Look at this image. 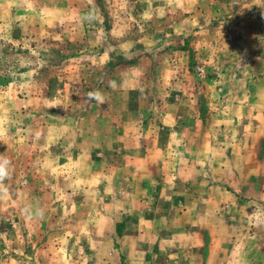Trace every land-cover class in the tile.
Instances as JSON below:
<instances>
[{"label":"rangeland","instance_id":"374dc122","mask_svg":"<svg viewBox=\"0 0 264 264\" xmlns=\"http://www.w3.org/2000/svg\"><path fill=\"white\" fill-rule=\"evenodd\" d=\"M262 120L264 0H0V264H202L209 243L264 264V193L176 183L226 164L225 131L264 178ZM178 122L197 157H166Z\"/></svg>","mask_w":264,"mask_h":264},{"label":"crops","instance_id":"0c3cea01","mask_svg":"<svg viewBox=\"0 0 264 264\" xmlns=\"http://www.w3.org/2000/svg\"><path fill=\"white\" fill-rule=\"evenodd\" d=\"M261 122L264 123V120H262ZM246 124H248L247 119H236V120H232L230 123L232 127L233 126H245ZM180 126H181L180 122L174 125L173 128L176 131L169 130L168 132L169 134L166 136V139L164 140V147L166 148L165 152L167 154L166 157L169 158L170 155L174 153L173 148L175 147V145H177V150L175 152H177L178 158H181L184 155H188V153H190L191 156L197 157L198 155L196 154V152L192 151V149L187 148V146H193L192 144H194L193 142L197 140V138L192 137L191 140L187 141L188 138H186L187 135L185 132L178 133V130L181 129ZM224 133H225V139L223 142L224 149L222 151V154H224L226 164L223 166H217L216 162L214 163L211 161V157L214 156V158H216V154H213V152H210L207 154V157H206L208 158L207 165L199 164L197 167H195L194 170L192 168V171L190 172L191 178H189L188 180H186V178H183V179L178 178L176 183H180L179 184L180 186H177V187H180L181 189H183L185 185H188V187L191 186L193 189H196L200 195L201 194L207 195L206 198L200 196L197 199V202L199 203L201 202V204L206 202L208 206H217L218 198H216L215 192L219 186L220 189H223L225 191L224 201L220 200L219 202L221 204L223 202V204H226L227 206L235 205V204L238 205L237 202L234 203L232 200V191L234 190L233 184H236L237 174H239L240 175L239 176L240 187L244 191L245 190L250 191L251 185H253L255 186L254 188L256 189L257 192H256V196L253 195V193L251 195H245L244 193H240V194L235 193V196L236 197L238 196L240 200L248 202V203H252L253 205H261L260 197L262 195L261 193H264V183H262L264 182V178L256 176L253 173V170L252 171L250 170V166H245L243 164L244 161L240 160L238 161L237 165H231L230 164L231 162L228 160V159L232 160L233 157H237V158L239 157L241 159L246 158L250 156V153H249L250 149H252L251 156L253 157V159L255 157H258L259 155L257 154L256 149L259 148V142L256 140L255 143L252 142L253 143L252 144V143H249V137L246 135H241L240 139H238L235 135L228 134L226 133V131ZM183 141H184V144L188 143V145L180 149L179 144L182 143ZM214 147L216 148L215 144H214ZM165 169L168 175L173 174L172 177H175L174 175H176V177L177 176L180 177V175H182L181 166L180 167L171 166V167H166ZM262 170H264V168H262ZM154 173H155L154 169L152 168L150 171L151 177L154 175ZM209 220L211 221V214H209ZM210 236L213 237L214 239L216 235L210 232ZM243 249L244 248H238L236 251L241 252ZM200 251L203 253L204 251L203 245L200 246ZM206 251L208 253L203 258L202 264H234L233 259L230 256L226 257V255H229L228 252L232 254V250L227 251L225 248H223V250L220 249L219 251L222 253L220 255H223L225 258H223L222 256L217 257L218 253L216 252L215 247H213L209 243V247ZM236 251L234 254L237 255L238 253ZM196 252H198L197 248H196ZM258 262H259L258 260H252L251 264H257Z\"/></svg>","mask_w":264,"mask_h":264},{"label":"clouds","instance_id":"9594fccd","mask_svg":"<svg viewBox=\"0 0 264 264\" xmlns=\"http://www.w3.org/2000/svg\"><path fill=\"white\" fill-rule=\"evenodd\" d=\"M9 161L0 159V180H3L8 175Z\"/></svg>","mask_w":264,"mask_h":264}]
</instances>
